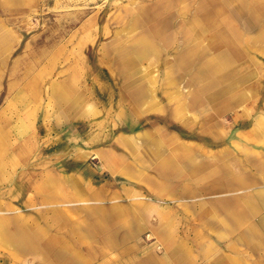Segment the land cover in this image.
Returning <instances> with one entry per match:
<instances>
[{"label":"rangeland","instance_id":"1","mask_svg":"<svg viewBox=\"0 0 264 264\" xmlns=\"http://www.w3.org/2000/svg\"><path fill=\"white\" fill-rule=\"evenodd\" d=\"M259 60L245 66L244 0H0V128L8 134L3 143L9 150L0 158L26 156L24 168H12L0 183V202L3 195L9 201L0 203V230L2 219L10 226L0 264H83L85 252L90 264L104 261L100 250L68 254L65 234L56 233L67 224V210L77 214L101 206L82 204V185L112 181L159 209L171 204L135 191L131 179L102 171L98 149L119 135H133L123 139L129 146L138 137V151L118 149L129 159L130 151L137 152L154 174L161 140L175 136L195 146L202 170L199 198L187 195L180 208L236 210V196H213L233 185L225 180L224 164L211 162L210 150L215 154L238 129L246 132L264 117V57ZM150 140H160L154 151L146 147ZM258 148L260 153H249L245 172V264H264V146ZM185 168L181 172L192 171ZM179 170L171 168L174 177ZM19 171L35 173L42 191L39 204L23 207L26 216L20 217ZM65 172L75 176L73 198L57 179ZM50 183L56 184L52 192ZM140 240L163 251L148 232Z\"/></svg>","mask_w":264,"mask_h":264},{"label":"crops","instance_id":"2","mask_svg":"<svg viewBox=\"0 0 264 264\" xmlns=\"http://www.w3.org/2000/svg\"><path fill=\"white\" fill-rule=\"evenodd\" d=\"M244 2L245 66L251 59L260 65L262 63L259 59L264 57V39L259 37L264 35V0H244ZM251 25H255L254 29L256 28L252 36L250 32L254 29H251ZM0 125L4 126L3 121ZM262 126H264V117H259L252 126L254 128L247 130L249 132H245V127H242L237 130L235 139L232 138L224 145L216 147L215 154L213 149L210 150L211 162L218 163V165L224 164L227 171L225 180L233 185V188H226L225 191L213 192V196L232 195L231 197L236 196L239 200V207L236 210L223 208L222 212L217 211L214 206L205 210L180 208L187 195H190V200L199 198L196 195V189L200 185L199 177L202 170L197 166L198 151L195 146H187L183 139L175 136H168L161 141L150 140L149 144L147 141V149L150 145L153 151L155 142L160 141L162 144L160 161L156 164L159 173L154 174V169L150 171L144 162L136 158L137 152L135 151L139 150V146L135 144L138 142V137H134L129 146L123 139L132 134L119 135L112 145L98 149L97 155L102 171L112 173L117 178L131 179L135 181L133 188L135 191L144 190L171 204L159 209L154 207L148 199L140 198L141 196L131 195L130 197L131 188L118 186L112 181L82 185L79 190L81 198L78 197L80 201L82 200V204L93 202L101 206L97 209L84 207L77 214L70 210L63 213L67 224L57 228L56 233L65 234L66 245L64 246L67 253L68 250L75 248L83 249V251L100 250L99 255L105 257L101 262L104 264H245V224L246 221L248 222L245 216V204H249V199L245 197V188H247L245 183L249 177L247 173L245 175V172L249 165L251 150L260 153L258 147L264 146ZM251 132H255L252 135L253 139ZM135 134L138 136V131H135ZM144 134L147 135V131ZM4 137H8V134L2 127L0 128V154L9 152L3 143ZM170 141L173 151H170ZM251 141L252 144L258 146L256 148L254 145L251 146ZM118 147L134 149V152L130 151L131 159ZM147 152L151 154L150 151ZM25 157L18 155L15 158L7 155L0 158V166H2L0 183L11 175L12 168H24ZM101 157L105 161L103 164ZM132 161L136 162L133 167L131 166ZM186 166H189L192 171L181 172L183 168L186 169ZM177 167L180 170L177 177H174L175 174L171 172V168L175 170ZM212 172L213 169H210L208 174ZM18 174L20 181L16 191L22 200L18 202L21 206L19 205L17 209V216L20 217L26 216L23 207L34 208L39 204L36 196L42 191L41 186L35 180V173L28 174L25 171H19ZM30 177H33L32 181ZM58 177L57 179L65 183L64 188H66L67 195L73 198L74 174L65 172L58 174ZM55 185L50 183L49 192H52ZM1 193L5 194L6 191L1 190ZM6 198L4 195L1 197L0 203L3 206L9 203ZM3 210L1 212H4ZM2 220L6 225L0 230V248L6 249L10 226L6 220ZM147 232L149 237H154L161 244L163 249L161 253L156 252L153 246L142 243L141 236ZM213 234L215 237L212 236ZM228 237L233 239L225 244L224 239ZM212 238H214L213 241ZM89 255L88 252L82 253L83 264L89 262L86 260L90 257ZM91 263L95 264L94 261Z\"/></svg>","mask_w":264,"mask_h":264}]
</instances>
